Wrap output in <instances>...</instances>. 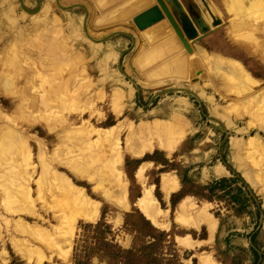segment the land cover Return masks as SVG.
Wrapping results in <instances>:
<instances>
[{"label":"rangeland","instance_id":"1","mask_svg":"<svg viewBox=\"0 0 264 264\" xmlns=\"http://www.w3.org/2000/svg\"><path fill=\"white\" fill-rule=\"evenodd\" d=\"M102 1L0 0V185L6 182L1 177L6 173L4 166L15 162L16 173L9 171L12 167L7 173H19V163L26 153L16 154V160L14 154L26 143L30 149L27 166L33 200H21V192L15 189L14 196L0 198V264H74L73 245L81 256L82 239L91 234L82 225L96 221L110 228L104 237L121 248L131 246L133 234H137L133 230L144 233L137 235L138 239L134 237L139 247L153 241L141 216L153 224L137 203L141 182L135 172L142 164L140 179L152 186L164 216V225L153 226L168 233L169 238V243L164 240L157 244L159 248L153 252L157 260L151 264H249L247 233L253 227L258 229L255 246L264 252V103L254 99L252 104L251 98H264V38L257 34L264 29L255 26V32L244 30L236 37L232 28L234 16L227 7L229 0H175L197 30V37L187 40L190 52L198 59L191 61L188 57L194 54H187L155 0ZM167 6L178 23L177 9L170 2ZM197 22L205 27L204 31ZM70 56L77 59L72 63L67 60ZM182 57L190 64L185 75L167 74L166 69ZM220 59L240 63L257 80V86L245 98L225 91L231 83L223 75L229 73L214 68ZM157 72L161 75L156 76ZM42 98L48 103L50 98V106L35 110L34 100ZM156 119L174 124L173 151L167 155L157 149L152 155L161 161L165 158L166 164L153 160L141 161L134 168L129 164L130 180L123 160L134 157L123 153L122 175L117 179L112 142L118 138L123 149L136 146L133 142L139 141V130L146 121ZM82 121L95 128L115 129L104 137L88 135ZM48 123L54 125L52 130L47 129ZM65 131L70 132V137L63 146L61 133ZM80 140L84 144L80 145ZM71 148L73 155L89 163L95 175L92 181L68 170L74 163L80 167L82 161L76 160L75 155L68 159L65 149ZM54 155L58 158L54 159ZM40 156L57 173L56 178L60 177L59 182L65 178L82 189L98 211L95 220L77 217L71 237L65 242L64 229L61 230L65 225L60 227L55 220L51 209L54 200L48 193L49 188L53 189L54 175H43ZM70 158L74 162H68ZM223 158L260 199L263 214L257 226L244 212L235 215L226 209L223 201L188 195L184 197L188 203L184 202L181 208L176 209V205L184 198L170 204L169 195L180 187L172 167L187 168L188 177L203 185L230 175L220 161ZM66 159L63 164L59 162ZM164 177L177 186L168 195L161 189ZM37 180L45 184L42 197H37ZM154 180L159 183L157 189ZM97 186L105 193L93 190ZM68 206L70 213L76 212L75 205ZM35 227L39 229L36 231ZM41 230L45 233L41 234ZM32 231L34 239L29 238ZM24 251L27 254H21ZM139 257V264H144L146 256ZM89 264L107 263L98 253L89 258Z\"/></svg>","mask_w":264,"mask_h":264},{"label":"bare ground","instance_id":"2","mask_svg":"<svg viewBox=\"0 0 264 264\" xmlns=\"http://www.w3.org/2000/svg\"><path fill=\"white\" fill-rule=\"evenodd\" d=\"M110 1H112V0H109L108 2L110 3ZM228 2L229 3L227 4V7H230V8H228L229 13L231 12L232 15L234 16L233 21H232V23H233L232 24V28H233V32L236 35V37H238L237 36L238 33H244L243 32L244 30H246V31L249 30L250 33L252 31L255 32V30H256L254 28L255 26H260L261 27V30L264 29V17H261L263 15V13H264L263 12L264 11V0H233V1L232 0H229ZM105 5H106V3H105ZM56 21H57V19H56ZM150 21H153V20L151 19ZM54 22H55V20H54ZM259 32L257 34L262 35L263 38H264V30H262L261 34ZM169 33L171 34V31L170 30H169ZM61 43L62 42L58 43L59 44V47H61L60 46ZM66 47H68L67 44H65V48ZM152 47H150V48H152ZM161 48L166 53V51L164 50V48L163 47H161ZM157 49H159V48L157 47ZM168 52H171V50L168 51ZM187 52H188L187 53L188 55H191L193 53V51L190 52V50L187 51ZM151 57H153V55L150 56V58ZM161 57H163V56H161ZM68 58H67V60H71V62H72V60L74 62V60L77 59V58L76 59H72V56H70ZM189 59L191 61L192 60L193 61H198V59H197V57H196L195 54L189 56L188 57V60ZM153 61H154V59H153ZM190 63H192V62H190ZM214 66H215L214 68L216 69L217 72L223 70V71H226V72L229 73L228 75L227 74L226 75H223V76H225V79L227 81H230L229 83H231V85H232V86L231 85L225 86V91H227V92L230 91V92L236 93V95L238 97H240V98H243V97L245 98L246 97L245 96L246 93H248L253 86H257L256 85L258 83L257 80L254 79V78H252L245 71L244 67L240 63L235 62L234 60L233 61H229V60L227 61L226 59L225 60L224 59L223 60L220 59L217 63L214 64ZM187 68L188 69L190 68L189 61H187L185 58L182 57L181 59L176 60L175 63L171 64L170 67L168 69H166V70H167V74H170L172 76L173 75H175V76H177V75L179 76L180 75L181 76L182 74L185 75L184 72H185V70ZM159 74L160 73L157 72L155 75L156 76H160L161 74L160 75ZM187 74H188V72H187ZM225 79L222 78V80H225ZM251 98H253L252 104L254 102V99L260 100L261 103H264V98L259 99L260 96L258 97L257 95L256 96L253 95V96H251ZM34 102H35L34 103V109L35 110L36 109H41V106L43 108H46V107L50 106V98H49V103H48V100L46 98L35 99ZM46 125H47V129L48 130H52L54 128V125L52 126L50 123H48ZM64 125H65V122H64ZM81 126H84V127H82L83 130H84V132L88 130L87 131L88 132V135L95 134V135H98V136H100L101 134L103 136V134H105L107 132H110V134H111V132H113V130L115 129L114 127H110V128H95L91 124L87 123L86 121H82V125ZM85 126L87 127V129L85 128ZM82 131H80V132H82ZM84 132H83V135H85V137H86L87 134L86 133L84 134ZM172 132H174V124L168 123V121L166 119H164L162 122H157V119H156V122L155 121H152V122L146 121V123L143 125V127L139 130L138 137L136 138L139 141H137L136 143L133 142L134 144H136V146H134V147H132V146L130 147L129 146L128 148L123 149L122 147L119 146L118 138H116L113 142L111 141L112 144H113V146H115V151H114L115 156H113V160H114V162L117 163V165L115 164V166L113 168L116 170V172L114 170V173H117V176H118L117 179H119V177H121V175H122L121 163H122V159H123V157H122L123 153L129 155L130 157L140 158V157L143 156V153L150 152V151H152L153 149L156 148V149H159V150L165 152L167 155H169L173 151V149H174V143H173L172 137H171ZM69 134H70V132H66V131L63 132V133H61V144L63 146L66 144V142H68V138L70 137ZM78 135H80V133ZM88 137H86V138L88 139ZM77 138H78V136L76 138H74V139H77ZM79 138H80V136H79ZM82 138H80V139H82ZM16 141L18 142V140H16ZM16 141L15 140H12V143H15ZM80 141H81L80 145L84 144L83 143L84 141L83 142H82V140H80ZM134 144H132V145H134ZM2 148H3V144L1 145V149ZM8 151H9V155H10V149H8ZM65 152L66 153H64V154L65 155L66 154L68 155V159H69V156L72 157V156L75 155V154L73 155V153H72V148L71 149H65ZM18 153H26V155L23 156V162H22V164L19 163V165H22V167H19L18 166V168L20 169V170H18L19 173H17V174H14V173L11 174V173L8 172L9 175H10V178L12 177L11 178L12 180H11V179H9V177H6V175L8 174L7 173V170L10 167H12L9 171L10 172L13 171V172L16 173V171H14V170H17V169H16V165H14L15 162H13V161L16 160L15 159V156H17L16 154H18ZM79 155H81V154H79ZM101 155H102V153H101ZM103 156H105V155H103ZM75 157H77L76 160H78V161L79 160H82L81 163H80L81 166L80 167L75 166V163L73 164L74 166L73 165L69 166L68 164H66V165L69 166L68 167V170L72 174H74L76 177H81V178L87 179L89 181H92L94 179L93 177H95V175L93 173H91V168L88 166L89 163H87L86 161H84V159L81 158L80 156H76L75 155ZM55 158H58V157L56 155H54V159ZM14 160L12 161L13 164L11 166H8V167H6L7 165L4 166L6 168V173H4L5 175L2 174L1 177L4 176L6 182H5V184L0 185V193H1L0 194V196H1L0 198L5 197V196H8V197L9 196H14V194L12 195V191L15 189V192H21V194H22L21 200L23 199V197H25V198H27V201H29L30 203H32L33 202L32 197H31L32 190H31V187H30V184H31L30 181L31 180H30V178L28 179V169L30 168V166H27L28 161L31 160V159H30V149L26 145V143H24L23 145H21V146L18 147L17 152L14 154ZM44 160H45L44 157L43 156H40V161H41V165H42V173H43V175L44 174H48V173H50L51 175H54L53 176L54 177V182H52L53 189L51 190V188H49V192L48 193H49V196H50L51 200H54V203L52 204L53 207H51V209H53V211H54L53 214H54L55 220L59 223L60 227L63 226V225H65V227H63V228L61 227V230L64 229V230H62V231H64V233H63L64 235H62V234L61 235L63 236L62 239L65 242V241H68L69 238L71 237L74 223H75L76 220H78L77 217H81L83 219H86V221L87 220H91V219L92 220H95L97 218L96 216L98 215V211L91 204L92 201L90 200L91 201L90 202L86 198V194L84 196L82 189L74 186L71 182H69V180H67L65 178L63 179L62 182H59L58 180H61V179H57L59 177L58 175H57L58 177L56 178V174L57 173L54 170H52L50 168V166L48 164H46V162H44ZM57 160H59V159H57ZM62 160H63V158H62ZM62 160L59 161L62 164L65 163V162H67V159H66V161H63V162H62ZM73 160L74 159L70 158V160H68V162H74ZM112 165H114V164L112 163ZM142 165L135 172V176L141 182V191H140L141 197L138 199L137 203L139 205V208H140L141 213L153 225L162 226V225H164L163 220H162V218L164 216L162 217V211H161L160 207L158 206L159 204H158L156 198L154 197V195L152 194V186L149 185V184H147V183H145L144 180H141L143 176H139L141 174L140 172H142V169L144 167V165L143 166ZM2 168L3 167H1V169ZM9 175H7V176H9ZM165 176H166V174H165ZM140 177H141V179H140ZM165 178L166 177H164V179H163L164 181L162 183V189L168 195L170 192H172L173 190H175L177 188V186L176 185L173 186L174 183H171L170 182V179H168L169 181H166ZM250 180L254 182V180H253L252 177H250ZM42 182H44V181H42V180H37L36 181V184H37V191H36L37 197H42L43 196V193H46L45 192V189H44L45 188V184L42 183ZM176 182H177V180H176ZM1 184H2V182H1ZM93 190H95L96 192L98 191L100 194H104L105 193L104 189L101 186L94 187ZM41 199H40V201H41ZM186 200H187V197L184 198L183 200H181L176 205V209L181 208L182 205H184L183 204L184 202L185 203H188V202H186ZM71 204L75 205V209H77L76 212H74L75 210L72 208L74 211L70 213L69 206L68 205H71ZM21 211H22V209H21ZM180 211H183V210H180ZM180 216L181 215H179L177 217L178 220H179V218H181ZM17 227H18V225H17ZM35 228H36V231L39 229V227H38V229H37V227H35ZM40 229H42V228H40ZM61 230H59V231H61ZM34 231L31 232L32 233L31 236L28 235L30 239L31 238L34 239V236H33V232ZM42 231L43 230H41L40 233ZM213 232H214V229H212L211 233H213ZM42 233H45V231H43ZM38 238L39 237H36V239H38ZM44 239H46V238H44ZM25 246H26V248L28 247L26 244H25ZM23 248H24V246H23ZM19 249H21V248H19ZM19 251H21V250H19ZM34 252H36V251H34ZM24 253L27 254V252H25V251L24 252H21V254H24ZM30 258H31V256H30Z\"/></svg>","mask_w":264,"mask_h":264},{"label":"trees","instance_id":"3","mask_svg":"<svg viewBox=\"0 0 264 264\" xmlns=\"http://www.w3.org/2000/svg\"><path fill=\"white\" fill-rule=\"evenodd\" d=\"M135 99L138 101L140 99L138 92L135 93ZM157 149H153L150 153H144L140 158L129 159L125 157L123 160V166L127 172L128 178L132 180L131 171L129 170V164L132 167H136L141 164L144 160H153L160 164L165 165L166 159L157 160L152 157L154 153H157ZM142 161V162H141ZM221 163L228 170V177H218L213 178L205 184H196L187 175V168L179 169L178 167H172L175 169L176 176L178 178L180 187L177 191L172 192L169 195L170 204L173 205L185 196L191 195L197 199H204L206 201H223L225 203L226 209H231L235 215L244 212L249 216L251 221H254V225L258 224V221L263 214V209L260 205V199L254 192L248 187L244 180L235 172L226 159H221ZM155 188H158L157 180L153 181ZM180 198V199H179ZM175 203V204H176ZM142 219L146 222L149 232L152 233L151 237L153 241H150L139 247L135 239L138 236L141 237L144 233L139 230H133L137 234H133V243L129 248H121L119 245L114 243L111 238L107 239L104 234L110 233V228L102 221H96L94 223H85L82 225L84 231H89L91 234L82 239V255H78V248L76 245L72 247V254L74 264H89V258L92 255L98 254L105 258L107 264H139L141 259L140 255L146 256L144 264H151L157 259L153 252L158 250L157 244L160 241H167L169 243L168 233L163 230H159L151 225L143 216ZM258 229L254 227L247 233L248 237V259L249 264H262L264 261V252L260 250L258 246H255V238ZM93 233V234H92ZM230 234V233H229ZM138 235V236H137ZM193 235V233H192ZM137 236V237H136ZM168 238V239H167ZM202 238V236H200ZM228 242V236L224 237V243ZM101 250V253L99 252ZM154 250V251H152ZM78 256V257H77ZM169 260V258L167 259Z\"/></svg>","mask_w":264,"mask_h":264},{"label":"water","instance_id":"4","mask_svg":"<svg viewBox=\"0 0 264 264\" xmlns=\"http://www.w3.org/2000/svg\"><path fill=\"white\" fill-rule=\"evenodd\" d=\"M167 1V2H166ZM155 0L158 7L160 8L161 12L165 16L166 20L170 24L171 28L173 29L175 35L181 42L182 46L189 51L190 47L187 43V40L194 39L197 37V30L193 23L189 20V18L185 15V13L179 8V4L176 3L175 0ZM173 3L175 8L178 12V23L173 17L172 13L169 10V7L167 6V3ZM199 29L201 31L205 30V27L200 23L197 22ZM204 239V238H203Z\"/></svg>","mask_w":264,"mask_h":264},{"label":"crops","instance_id":"5","mask_svg":"<svg viewBox=\"0 0 264 264\" xmlns=\"http://www.w3.org/2000/svg\"><path fill=\"white\" fill-rule=\"evenodd\" d=\"M139 168V167H138ZM138 168H137V170H138ZM178 183H179V181H178ZM158 187H159V183H158ZM161 189H162V184H161ZM163 190V189H162ZM180 202V201H179Z\"/></svg>","mask_w":264,"mask_h":264}]
</instances>
